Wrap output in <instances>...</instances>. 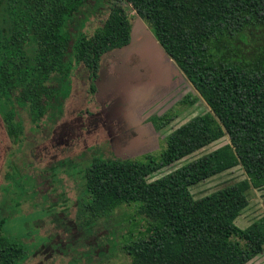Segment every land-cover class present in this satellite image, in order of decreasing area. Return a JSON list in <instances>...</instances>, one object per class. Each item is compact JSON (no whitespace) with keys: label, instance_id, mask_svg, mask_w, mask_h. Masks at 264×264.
<instances>
[{"label":"trees","instance_id":"16d2710c","mask_svg":"<svg viewBox=\"0 0 264 264\" xmlns=\"http://www.w3.org/2000/svg\"><path fill=\"white\" fill-rule=\"evenodd\" d=\"M121 1L110 3L102 24L88 35L82 27L90 0H0V116L12 141L20 142L25 133L21 111L33 130L43 120L58 123L77 64L85 65L89 89L95 91L103 55L130 41ZM126 1L210 111L168 133L158 152L95 156L84 172L77 220L107 218L123 205L132 206L146 220L141 226L131 214L124 236L123 248L135 264H247L264 251V215L246 228L208 227L248 184L264 188V0ZM196 100L188 93L149 121L161 130ZM224 133L229 144L147 180ZM236 164L247 178L193 196L191 184ZM11 168L7 201L13 198L9 190L36 181L35 174ZM24 200L22 194L17 203ZM4 223L0 214V264H19L26 247L4 233Z\"/></svg>","mask_w":264,"mask_h":264},{"label":"rangeland","instance_id":"374dc122","mask_svg":"<svg viewBox=\"0 0 264 264\" xmlns=\"http://www.w3.org/2000/svg\"><path fill=\"white\" fill-rule=\"evenodd\" d=\"M113 1L90 0L82 31L91 35L102 24ZM121 5L131 41L103 55L96 97L88 95L91 79L80 63L72 72V91L57 124L43 120L33 130L26 112L21 111L25 133L20 142H14L0 116V214L5 218L4 233L26 247L27 256L19 264H135L134 256L123 248L131 225L129 217L134 214L132 206L123 205L107 218L77 220L85 169L95 156L133 158L158 152L168 133L210 111L174 60L154 41L148 25L132 5L126 0ZM188 93L196 95L197 100L168 125L155 130L150 116L164 113ZM229 142L224 133L149 174L147 180L159 178ZM12 165H17L22 174H35L37 182L29 180L26 186L12 188L9 192L13 198L7 201L6 188L11 185L7 175ZM245 178L243 167L236 164L189 188L195 198H200ZM22 194L27 200L18 204ZM134 215L144 226V217ZM261 215L264 188L248 184L208 229L224 228L230 223L246 228ZM247 264H264V251Z\"/></svg>","mask_w":264,"mask_h":264},{"label":"flooded vegetation","instance_id":"af4514ba","mask_svg":"<svg viewBox=\"0 0 264 264\" xmlns=\"http://www.w3.org/2000/svg\"><path fill=\"white\" fill-rule=\"evenodd\" d=\"M149 31H150V29H149ZM150 34L152 35V38L154 39V41L156 42V43H158L156 40H155V38H154V36H153V34L151 33V31H150ZM131 41V40H130ZM130 41L126 44V45H128L129 43H130ZM126 45H124V46H126ZM158 45H159V43H158ZM160 46V45H159ZM161 47V46H160ZM120 48H122V47H120ZM117 49H119V48H115V49H112V50H109L108 52H111V51H113V50H117ZM108 52H106V53H108ZM165 53V52H164ZM102 61V60H101ZM101 68H102V64H101V62H100V68H99V71H98V75H97V77L95 78V79H93V81H94V83H95V86H96V88H95V91L92 93L91 91H90V89H89V87H88V89H87V92H88V95H93L94 97H96V93H97V90H98V86H97V79H98V77H99V75H100V73H101Z\"/></svg>","mask_w":264,"mask_h":264}]
</instances>
